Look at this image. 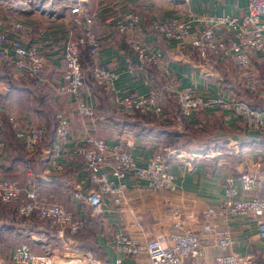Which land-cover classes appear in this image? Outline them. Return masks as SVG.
I'll return each instance as SVG.
<instances>
[{"label": "crops", "instance_id": "obj_1", "mask_svg": "<svg viewBox=\"0 0 264 264\" xmlns=\"http://www.w3.org/2000/svg\"><path fill=\"white\" fill-rule=\"evenodd\" d=\"M86 1L87 9L96 15L94 29L102 41L101 60L106 68L119 75L118 92L125 95L162 91L170 121L168 129L172 132L168 134L171 137L168 141H181L185 137L181 132L186 134L193 128L207 131L205 140L214 142L199 151L187 149L182 142L179 144L183 148L177 143L178 146L164 145L165 135L159 133L156 126L153 128L155 122L120 115L108 92L92 87L96 85L90 81L84 95L96 108V117L91 121L79 115L78 104L72 97L62 96L52 87L40 86L30 79L20 80L11 70L5 80L0 78V99L6 115H16L28 126H46L49 142L37 155L28 156L14 137L6 116L1 136L7 151L0 164V175L21 186L28 178H33L41 198L58 203L77 218L84 219L85 227L78 234L66 232L64 238H59L54 236L55 229L48 222L36 216L23 218L13 224V231L0 236V264H14L12 252L23 243L29 244L35 254L49 255L55 264H151L146 255L125 253L116 236L125 233L142 241L162 236L168 241L172 233L186 231L199 235L202 254L188 259L185 264H213L222 250L213 235L202 231V226L210 221L231 231L235 242L233 252L244 264H264V242L252 241L258 233L255 220L246 217L211 219L204 214L208 207L217 206L224 200L227 177L250 172L257 179L256 191L263 192L264 134L251 132L231 110L218 106L201 109L190 118H184L175 97L176 90L189 88L205 97L257 101V109L264 112V52L252 56L262 79L261 91L252 94L244 86L242 74L232 59L218 63L203 60L189 47H179L176 40H169L154 29L156 23L162 24L171 18L188 21L193 15L197 18L193 23L194 30H199L205 26L199 21L200 17H241L248 9V0ZM0 13L5 19L15 17L6 9H1ZM127 15L139 19L134 27L138 36L165 56L168 75L154 67L146 71L130 69L138 64L137 56L115 29L116 22ZM20 18L29 26L22 39L28 45H36L46 57V77L62 78L61 57L74 27L67 18L55 19L39 14ZM60 114L70 121L71 137L57 159L63 170L54 172L48 161V150ZM118 117L123 119L118 120ZM88 136L127 147L139 164H146L161 153L175 177L176 190L153 191L146 183L130 177L124 181L127 190L122 205L107 202L101 211L93 212L79 197V193L89 192L92 185L89 172L76 153L77 147ZM237 184L240 186L239 182ZM6 206L0 204V208ZM7 217L6 213H1L0 221L11 223Z\"/></svg>", "mask_w": 264, "mask_h": 264}, {"label": "built area", "instance_id": "obj_2", "mask_svg": "<svg viewBox=\"0 0 264 264\" xmlns=\"http://www.w3.org/2000/svg\"><path fill=\"white\" fill-rule=\"evenodd\" d=\"M188 2V0H183ZM12 10L22 15L39 14L49 18H67L74 29L81 34L71 33L62 53L64 72L60 79L46 77V57L36 45H28L23 39L28 31L24 20L13 17L8 27L4 15L0 13V67L10 69L18 79H30L40 86L52 87L62 96H70L77 102L79 115L93 121L96 108L85 98L84 91L91 81L103 87L120 115L133 117L137 114L149 116L155 121L169 119L164 105L166 96L162 91L148 94L118 92L116 83L118 73L105 67L101 60L102 41L95 32L96 15L87 9L86 0H0V10ZM197 18L182 20L171 18L164 23H156L154 29L169 40H176L179 47H189L197 55L210 62L232 59L243 77L246 89L257 94L262 89L261 74L252 56L264 52V0H248V9L241 17L207 16L199 21L205 26L194 30ZM139 19L127 15L116 22L115 29L133 50L138 64L130 69L146 71L156 68L163 74H169L165 56L152 49L134 30ZM87 58L88 66H85ZM175 97L181 115L190 118L201 109L222 107L231 110L254 133L264 134V112L254 109L243 100H226L223 97H208L193 93L191 89L176 90ZM7 116L14 137L21 143L28 156H35L49 142V131L44 125H25L16 115H6L3 101L0 99V164L7 151V144L1 136ZM58 124L48 150V161L54 172L63 170L58 162L65 145L71 137L69 119L60 114ZM77 155L89 172L92 185L86 194L79 193L83 203L99 212L107 202L122 205L126 198L127 185L124 182L132 177L144 182L153 191L173 192L176 190L175 177L170 165L161 153L156 154L146 164H139L133 152L121 144H110L96 136H88L77 147ZM240 186H238V183ZM226 195L222 203L208 207L204 212L211 219L246 217L255 220L258 233L252 241L264 242V190L256 191L257 179L250 172L239 177H227ZM0 204L15 205L21 218L38 217L55 229L54 236L64 238L66 232L78 234L85 227V220L58 203H51L40 197L33 178L25 185L0 175ZM202 231L211 234L217 240L222 253L213 264H244L233 252V235L228 228L217 223L207 222ZM121 249L134 256L146 255L151 264H185L190 258L202 254L199 235L191 232L172 233L169 240L162 236L146 241L125 233L116 236ZM169 242V243H168ZM14 264H55L49 255L35 254L29 244L17 245L11 255Z\"/></svg>", "mask_w": 264, "mask_h": 264}, {"label": "trees", "instance_id": "obj_3", "mask_svg": "<svg viewBox=\"0 0 264 264\" xmlns=\"http://www.w3.org/2000/svg\"><path fill=\"white\" fill-rule=\"evenodd\" d=\"M84 61L86 62L87 58ZM87 63H88V61H87ZM10 72H12L10 69L0 68V78L5 80L6 76ZM92 87L101 88L104 91H106L103 87H98V86H92ZM246 102L249 103L250 106L253 107L254 109L258 108L257 107V105H258L257 101H255V103H252V102L247 100ZM118 118H119L118 120H122L123 119L121 117H118ZM134 118L139 119V121L140 120L147 121L148 123H153L154 122L153 119L151 117H149V116H142V115L137 114V115L134 116ZM5 122H6V120H5ZM165 122L166 123H163V124H160V125H156V124H153L154 126L152 125L153 128L156 126L155 129L157 128L159 133L165 135L164 137L166 139L163 141L164 145H170V146H178L179 145L182 148H183V146H186L187 149L188 148H194V149H192L193 151H199L202 148L205 149L207 146H210L212 144V142H214V141H210V140H205L206 134L208 133L207 131H204V132L203 131H198V130L193 129V128H189V130H188V132L186 134L184 132H181V136L182 135L185 136L181 141L179 139L176 140V141H174L175 139L172 140V141H168V139L171 138V137L168 136V134L172 133V132H170V129H168V126L170 125V121L167 120ZM173 132L177 133L178 131L173 130ZM163 135H161V136H163ZM178 138H179V136H178ZM180 142H182L183 146L179 144ZM203 144H206V145H204V147H203ZM168 148H169V146H168ZM202 151H204V150H202ZM7 206L0 208V215H1V213H6L8 215L7 218L9 219V221H11V223H9V222H1L0 221V236L3 235L4 233L8 234L9 232L13 231L14 227H15V225H13V224L16 223V222H19L20 220H24L23 218L21 219V217L18 215L17 206L11 205V204H9ZM1 237H3V236H1Z\"/></svg>", "mask_w": 264, "mask_h": 264}, {"label": "rangeland", "instance_id": "obj_4", "mask_svg": "<svg viewBox=\"0 0 264 264\" xmlns=\"http://www.w3.org/2000/svg\"><path fill=\"white\" fill-rule=\"evenodd\" d=\"M61 1H65V0H61ZM7 11H10V12H12L11 14H15V17L16 18H19V19H21L20 18V16H25V15H22V14H20V13H17V12H15V11H12V10H7ZM8 19V21H7V24H8V27L11 25V22H12V19L11 18H7ZM59 19H62V18H59ZM23 20V19H22ZM74 33L76 34V35H79V34H81V30L80 29H76L75 31H74ZM85 66H88L87 65V61L85 62ZM2 68V67H1ZM153 121L156 123V125H160V124H163V123H166V122H159V121H155L154 119H153ZM7 262H10V261H7Z\"/></svg>", "mask_w": 264, "mask_h": 264}]
</instances>
